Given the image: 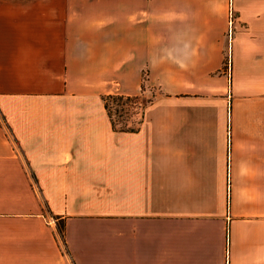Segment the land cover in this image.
I'll return each instance as SVG.
<instances>
[{
	"label": "crops",
	"instance_id": "crops-1",
	"mask_svg": "<svg viewBox=\"0 0 264 264\" xmlns=\"http://www.w3.org/2000/svg\"><path fill=\"white\" fill-rule=\"evenodd\" d=\"M0 264H264V0H0Z\"/></svg>",
	"mask_w": 264,
	"mask_h": 264
},
{
	"label": "trees",
	"instance_id": "trees-1",
	"mask_svg": "<svg viewBox=\"0 0 264 264\" xmlns=\"http://www.w3.org/2000/svg\"><path fill=\"white\" fill-rule=\"evenodd\" d=\"M152 89L154 88L147 85V78L144 75L141 81V94H109L102 96L104 108L114 130L136 131L138 129L143 119L145 107L155 98L156 94L151 93V97L144 102L140 99L146 90Z\"/></svg>",
	"mask_w": 264,
	"mask_h": 264
},
{
	"label": "rangeland",
	"instance_id": "rangeland-1",
	"mask_svg": "<svg viewBox=\"0 0 264 264\" xmlns=\"http://www.w3.org/2000/svg\"><path fill=\"white\" fill-rule=\"evenodd\" d=\"M224 69L228 70V62L226 63L225 66H223ZM146 76V73L144 72L143 73V76ZM147 78V76H146ZM154 89L152 90H146L143 94H142V97H141V101L144 102L146 99L150 98L151 97V93H155L157 95V89H155V87H153Z\"/></svg>",
	"mask_w": 264,
	"mask_h": 264
},
{
	"label": "built area",
	"instance_id": "built-area-1",
	"mask_svg": "<svg viewBox=\"0 0 264 264\" xmlns=\"http://www.w3.org/2000/svg\"><path fill=\"white\" fill-rule=\"evenodd\" d=\"M233 24H234V15L232 12H230L228 16V36H231ZM228 69H229V62H228Z\"/></svg>",
	"mask_w": 264,
	"mask_h": 264
}]
</instances>
